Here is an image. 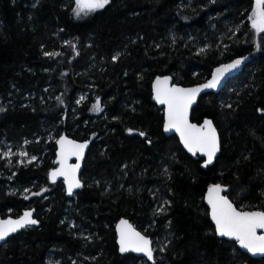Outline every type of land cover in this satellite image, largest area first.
Instances as JSON below:
<instances>
[{
	"label": "trees",
	"instance_id": "obj_1",
	"mask_svg": "<svg viewBox=\"0 0 264 264\" xmlns=\"http://www.w3.org/2000/svg\"><path fill=\"white\" fill-rule=\"evenodd\" d=\"M253 3L111 0L77 18L75 0H0V219L33 209L39 222L0 244V264H152L119 254L120 218L151 239L153 264H264L216 235L203 200L216 184L238 209L264 211V33L251 26ZM236 59L241 71L191 111L219 134L205 167L163 132L151 81L197 84ZM62 133L89 141L71 196L48 179Z\"/></svg>",
	"mask_w": 264,
	"mask_h": 264
},
{
	"label": "snow or ice",
	"instance_id": "obj_2",
	"mask_svg": "<svg viewBox=\"0 0 264 264\" xmlns=\"http://www.w3.org/2000/svg\"><path fill=\"white\" fill-rule=\"evenodd\" d=\"M110 2L111 0H75L73 12L79 18L81 14L92 13L105 8ZM249 20L256 32L264 33V0H255V8L249 16ZM201 51H204V49H201ZM44 55L51 57L59 54L45 52ZM113 59H116V57H113ZM241 63V59H236L232 63L218 67L210 81L196 88L170 87L168 77L157 78L155 81V99L159 104L167 107L165 131L174 129L178 132L184 146L193 155L197 153L204 154L207 157L205 167L212 163L216 152L219 150V139L211 120L206 119L199 126L189 122V108L195 101L197 94L205 88H215L226 73L236 69ZM83 99L85 97H81V100ZM79 102L77 101V103ZM3 110V108H0V111ZM93 110L102 111L99 98L93 105ZM139 135L145 136L146 133L140 132ZM57 143L60 145L58 159L60 167L51 172V179L55 181L57 176L64 177L68 194L71 195L73 189L80 188L82 185L77 178V172L80 168L79 162L69 164L68 160L71 156H75L77 161L81 160L87 144H77L66 137H61ZM4 155L11 156L12 153L9 151ZM19 155L26 156L27 153L21 152ZM31 159H35V157ZM222 191L220 185H213L209 187L207 196V202L211 206V218L215 222L217 234L222 237L234 238L241 247L249 252L264 253V234H258V230H264V211L238 210L226 196L220 195ZM25 198L27 199V197ZM161 211H163V208H161ZM37 223L38 221L32 218L31 211H26L23 216L16 220L10 218L0 220V241H4L10 234L17 232L19 229ZM119 234L121 252L131 250L144 253L149 260L153 259L154 250L151 247V241L137 232L126 220L120 221Z\"/></svg>",
	"mask_w": 264,
	"mask_h": 264
},
{
	"label": "water",
	"instance_id": "obj_3",
	"mask_svg": "<svg viewBox=\"0 0 264 264\" xmlns=\"http://www.w3.org/2000/svg\"><path fill=\"white\" fill-rule=\"evenodd\" d=\"M232 62H233V61H231V62H227V63H224V64H221V65L215 67V68L213 69V71L210 73L209 77H208L205 81L200 82V83H197V84H193V85L183 86V85H179V84L173 83L172 80H171V78L168 77V76L155 77V78L151 81L152 100H153V102H154L157 106L161 107L162 110H163V125H162L163 132H164L165 134H167V135H175V136L177 137V139H178V141H179L181 147H182V148L185 150V152H186L188 155H190L191 157H194V158H195V157L203 158V165L205 164V161L207 160V157H206L204 154H202V153H197L196 155H193V154H192L191 152H189V151L187 150V148L184 146V144H183V142H182V140H181V138H180V134H179L178 132H176L174 129H171V130L165 131L164 125H165V121H166L167 107H166V105H161V104H159V103L156 101V99H155V90H154L155 81L157 80V78H161V79H163L164 77H168V78H169V86H170V87H171V86H175V87L184 88V89L196 88V87L202 86V85H204L205 83H207L208 81H210V80L212 79L213 73L215 72V70H216L218 67H221L222 65L229 64V63H232ZM243 65H244V61H242V63H241L236 69L232 70L231 72L226 73V74L224 75L223 79L220 81V83H219L215 88H205V89H203L199 94H197V96H196V98H195V101L193 102V104H192L191 107L189 108L188 119H189V122H190V123H192V124H196L197 126H199V125H202L203 122L206 120V119H204V120L201 121L200 123H196V122H194V121L191 120V111H192L193 107L196 105V103H197L199 97H200L201 95L205 94V93H208V92H218V91L222 88V86L226 83V81H227L228 79H230L231 77L235 76L236 74H238V73L241 71V69L243 68ZM207 120H210V119H207ZM212 123H213V122H212ZM213 126L215 127L214 124H213ZM215 129H216V127H215ZM216 132H217V136H218V139H219V150L216 152V155H215V157L213 158L212 163H211V164H208L207 166H211V165L215 162V159L217 158V156H218V154H219V151H220V138H219V134H218L217 129H216ZM61 137H66L68 140L74 141V142H76L77 144H84V143L87 144V147H86V148L84 149V151H83V158H82L81 160L77 161V158H76L75 156H71V157L69 158V160H68V163H69V164H76L77 162H79V164H80V168H79V170H78V172H77V178L79 179L81 185H82V181H81V179H80V172H81V170H82V165H83V161H84V158H85V155H86L87 149H88V147H89V141H87V140H75V139H73V138L67 136V135L64 134V133L60 134V135L57 137L56 141H55L56 149H55V157H54V159H53V168L48 172V179H49V181H50L51 183H55V182H57L58 180H61L62 183H63V186H64V190H65L66 195H67V196H71V195H72L75 191H77L79 188H75V189H73L72 194L69 195V194H68V191H67V183L65 182L64 177H62V176H57V178H56L55 181H53V180L51 179V172L54 171L55 169H58V168L60 167V165H59V163H58L59 152H60V145L57 143V141H59ZM207 166H206V167H207ZM213 185H216V184H213ZM213 185H210L209 187H211V186H213ZM209 187H208L207 190H206V193H205V195H204L203 200H204V203H205V205H206V207H207V209H208V215H209V218H210V220H211V222H212V224H213V226H214L215 232H216L215 222H214V221L212 220V218H211V206H210V205L208 204V202H207V196H208V189H209ZM220 195L225 196L224 193H223V191L220 193ZM229 201H230V200H229ZM233 205H234V204H233ZM234 207H236V206L234 205ZM236 208H237V207H236ZM237 209H238V208H237ZM238 210H240V209H238ZM26 211H31V212H32V218L35 219V220H37V219L34 217V211H33V209H25V210H23V211L21 212L20 215H18V216H16V217L7 216V217H4V218H1L0 220H6V219H9V218H10V219H13V220L19 219L21 216H23V214H24ZM243 211H245V210H243ZM121 220H126V221H127V222H128V223H129V224H130V225H131V226H132L137 232H139L141 235L145 236L146 238H148V239L151 241V239H150L148 236L144 235L142 232H140L138 229H136V228H135V227L129 222L128 219L120 218V219L116 222L115 227H114L115 235H116V240H115V241H116V245H117V248H118V252H119V254L132 253V254H134V255H136V256L144 257V258L147 259L150 263L153 264V263H154V259L149 260L148 257H147L144 253L135 252V251H131V250H129V251H127V252H121V251H120V244H119V239H120L119 225H120V221H121ZM38 224H39V222H38L37 224L30 225V226H37ZM27 227H28V226H27ZM22 229H24V228H22ZM22 229H19L17 232L21 231ZM17 232L10 234V236L15 235ZM258 234H264V230H258ZM216 235H217L218 237L225 238L226 240L236 242V246H237L241 251L245 252L246 254H248V255L251 256V257L257 258V257H263V256H264V253H252V252H249L247 249L241 247L240 244H239V242L236 241L234 238L219 236V235L217 234V232H216ZM10 236H9V237H10ZM9 237H7V238H9ZM7 238H6V239H7ZM6 239H5V240H6ZM5 240H4V241H5ZM4 241H0V244L3 243ZM151 247H152V242H151Z\"/></svg>",
	"mask_w": 264,
	"mask_h": 264
},
{
	"label": "rangeland",
	"instance_id": "obj_4",
	"mask_svg": "<svg viewBox=\"0 0 264 264\" xmlns=\"http://www.w3.org/2000/svg\"><path fill=\"white\" fill-rule=\"evenodd\" d=\"M254 1V3H253V9L255 8V0H253ZM92 111L93 112H96L95 110H93V107H92Z\"/></svg>",
	"mask_w": 264,
	"mask_h": 264
}]
</instances>
